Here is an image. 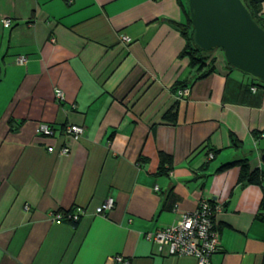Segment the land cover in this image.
Instances as JSON below:
<instances>
[{
	"label": "crops",
	"instance_id": "crops-1",
	"mask_svg": "<svg viewBox=\"0 0 264 264\" xmlns=\"http://www.w3.org/2000/svg\"><path fill=\"white\" fill-rule=\"evenodd\" d=\"M182 4L0 0V264H197L145 234L203 199L220 207L212 262L264 264V187L239 185V166L216 173L245 159L264 169V88L217 51L215 71L198 78L173 25L186 22ZM21 56L25 66L15 64ZM174 106L172 124L163 117ZM40 123L56 135H36ZM68 125L84 136L67 139ZM160 154L173 159L169 174L158 173ZM109 197L114 209L98 214ZM57 213L83 215L53 221Z\"/></svg>",
	"mask_w": 264,
	"mask_h": 264
},
{
	"label": "built area",
	"instance_id": "built-area-1",
	"mask_svg": "<svg viewBox=\"0 0 264 264\" xmlns=\"http://www.w3.org/2000/svg\"><path fill=\"white\" fill-rule=\"evenodd\" d=\"M5 28H10L11 20H4ZM122 41L130 42L127 36H122ZM15 64L25 66L27 58L24 56L18 57ZM257 88H252L255 92ZM56 98L60 102L66 100L65 94L61 89H56ZM187 95V91L181 90L179 96L182 98ZM36 135L40 137H54L57 133V128L50 124L40 123L35 129ZM67 139L74 141L80 140L85 134V128L79 125H68L63 130ZM49 152H53L54 148L50 147ZM63 155H69L70 148L64 147L61 150ZM213 155H210V159ZM115 207V199L109 197L101 207L97 209L98 214H106L111 212ZM28 209V208H26ZM220 211V207L208 199H203L196 210L183 214L181 220L176 224L159 228L153 232L145 234L146 240L157 244L160 251L167 249L172 257H192L197 260V264H214L212 262L213 255L218 250L220 234L216 226V214ZM83 213L73 214H53V221H71L78 223ZM115 264H131L129 260L121 256L114 258Z\"/></svg>",
	"mask_w": 264,
	"mask_h": 264
},
{
	"label": "water",
	"instance_id": "water-1",
	"mask_svg": "<svg viewBox=\"0 0 264 264\" xmlns=\"http://www.w3.org/2000/svg\"><path fill=\"white\" fill-rule=\"evenodd\" d=\"M189 11L198 47L222 49L229 65L264 82V29L242 0H189Z\"/></svg>",
	"mask_w": 264,
	"mask_h": 264
},
{
	"label": "trees",
	"instance_id": "trees-1",
	"mask_svg": "<svg viewBox=\"0 0 264 264\" xmlns=\"http://www.w3.org/2000/svg\"><path fill=\"white\" fill-rule=\"evenodd\" d=\"M248 11L250 12L254 21L264 29V19H263V7L264 0H242ZM183 5V4H182ZM183 9L186 15L185 23L173 22L174 27L182 34L184 39L186 40V46L183 50L181 56L188 57L190 60V67L192 69H196L198 72H201L198 78H204L215 71L214 68V59H212V55L215 51L219 50L218 48L213 49L211 51H206L200 47H198L195 43L194 39V28L191 20V15L189 11V5H183ZM222 50V49H220ZM229 65V64H228ZM231 66V65H229ZM232 67V66H231ZM260 81V80H259ZM262 88H264V82H261ZM178 88H175V91L178 89H186L187 85H183V83H178L176 85ZM163 120L172 124L177 122V106L171 108L163 117ZM257 136V134L255 135ZM232 146L236 149H240L242 144L235 137L232 136ZM217 152L213 154V158H215ZM161 162L159 167V174H169L172 170L173 159L172 157L166 154H160ZM211 159V160H212ZM167 166V168H165ZM239 166L241 169L238 183L239 185L245 187L249 185H256L260 187H264V169H256L252 170L248 160L236 161L224 164L220 166L216 173H223L233 167ZM205 168V166H204ZM261 209L264 210V202L261 205ZM262 220H264V216H262Z\"/></svg>",
	"mask_w": 264,
	"mask_h": 264
},
{
	"label": "rangeland",
	"instance_id": "rangeland-1",
	"mask_svg": "<svg viewBox=\"0 0 264 264\" xmlns=\"http://www.w3.org/2000/svg\"><path fill=\"white\" fill-rule=\"evenodd\" d=\"M188 2H189V0H188ZM217 52H222V53H223V51H222V50H220V49H219V50H217ZM223 54H224V53H223ZM184 90H185V89H184ZM182 91H183V90H182ZM185 91H186V90H185ZM184 97H185V96H184ZM182 98H183V97H182ZM211 159H212V158H211ZM211 159H210V160H211Z\"/></svg>",
	"mask_w": 264,
	"mask_h": 264
}]
</instances>
